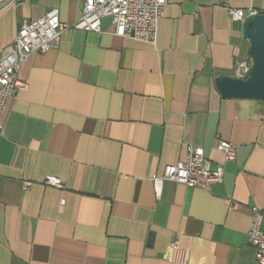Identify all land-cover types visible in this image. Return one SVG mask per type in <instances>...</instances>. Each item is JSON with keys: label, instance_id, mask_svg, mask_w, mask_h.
<instances>
[{"label": "crops", "instance_id": "crops-1", "mask_svg": "<svg viewBox=\"0 0 264 264\" xmlns=\"http://www.w3.org/2000/svg\"><path fill=\"white\" fill-rule=\"evenodd\" d=\"M0 8L1 54L25 22L57 8L73 26L83 3ZM228 9L264 15V0H172L155 44L116 36L106 17L101 33L71 29L22 62L28 89L9 101L0 135V264H258L248 234L252 208L264 215V101L216 87L252 62ZM219 140L237 147L235 161ZM188 145L224 166L223 183L158 192L154 178Z\"/></svg>", "mask_w": 264, "mask_h": 264}, {"label": "built area", "instance_id": "built-area-1", "mask_svg": "<svg viewBox=\"0 0 264 264\" xmlns=\"http://www.w3.org/2000/svg\"><path fill=\"white\" fill-rule=\"evenodd\" d=\"M25 0H13L14 3ZM83 9L80 20L73 26L60 19V12L53 8L45 16L31 22H25L18 30L14 44L0 54V135L4 134L3 118L9 101L17 91L27 90L28 84L19 79L18 73L22 62L36 53H46L57 48L58 41L71 29L101 33L102 19L110 17L115 26V35L155 44L158 35V23L164 16L166 6L172 0H81ZM4 0H0V6ZM1 12V8H0ZM233 23L244 25L248 18L260 13L254 9L244 12L228 9ZM252 62L237 61V78L247 79L250 76ZM218 149L226 161H235L237 147L229 142L218 141ZM224 166L212 168L211 161L201 147L187 146V157L183 162L164 167L162 175L154 178L160 192L165 182H174L189 188L211 189L224 181ZM45 184L54 188H63V183L56 177H48ZM263 212L252 208V222L249 230L250 245L255 250L258 264H264V230ZM1 250V244H0ZM175 252L180 253L179 246Z\"/></svg>", "mask_w": 264, "mask_h": 264}, {"label": "water", "instance_id": "water-1", "mask_svg": "<svg viewBox=\"0 0 264 264\" xmlns=\"http://www.w3.org/2000/svg\"><path fill=\"white\" fill-rule=\"evenodd\" d=\"M244 32L251 44L249 78L219 77L216 87L226 99L264 101V15L248 18L244 23Z\"/></svg>", "mask_w": 264, "mask_h": 264}]
</instances>
